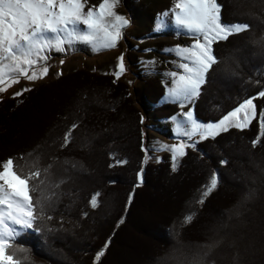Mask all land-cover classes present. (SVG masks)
I'll list each match as a JSON object with an SVG mask.
<instances>
[{
  "label": "trees",
  "instance_id": "1",
  "mask_svg": "<svg viewBox=\"0 0 264 264\" xmlns=\"http://www.w3.org/2000/svg\"><path fill=\"white\" fill-rule=\"evenodd\" d=\"M214 1L222 24L250 29L216 47V59L222 60L208 80L216 75L221 81L219 89L211 88L215 94L229 91L222 100L214 93L204 95V103L192 107L194 120L202 124L218 122L249 98L264 99V53L238 47L249 41L255 27L250 16L259 17L254 18L258 22L255 34L264 31L259 26L264 24V0L246 1L251 5L248 12L252 11L248 17H238L240 7L233 5L234 0ZM231 46L234 53L228 55ZM149 86L153 97L147 99L144 91V100L154 107V119L165 121L177 108L159 104L163 86ZM245 86L250 88L243 93ZM126 95V88L111 78L80 71L0 103V163L9 162L25 184L31 213L30 231L12 240L8 249L18 248L35 264H264L261 139L254 138L250 128L233 130L198 144L195 150L200 157L191 153L176 166L169 155H163L156 167L144 165L136 151L127 165L130 159L124 153L136 149L132 141L137 130L130 122L137 111ZM157 112L162 116L157 117ZM237 155L248 156L253 168L237 171L255 178L244 185L243 192L224 184L221 172L230 163L243 166ZM220 187L239 194L236 202H226V215L216 214L209 205L213 189ZM206 218L212 239L186 251L188 235L195 240ZM152 247H160L163 253L158 258L148 256Z\"/></svg>",
  "mask_w": 264,
  "mask_h": 264
},
{
  "label": "rangeland",
  "instance_id": "2",
  "mask_svg": "<svg viewBox=\"0 0 264 264\" xmlns=\"http://www.w3.org/2000/svg\"><path fill=\"white\" fill-rule=\"evenodd\" d=\"M246 1H233V5L240 7L238 17H248L252 12H248L251 5L245 4ZM255 17L256 14L250 16L255 21L250 33L255 43L250 42L249 36V41L245 39L238 47L239 51L248 47L251 52L262 55L264 31L255 34L258 28ZM259 26L263 28L264 24ZM249 29L222 24L214 0H0V103L19 99L43 85L83 71L99 78H111L114 84L124 86L130 107L137 111L130 122V127L137 130L132 141L136 149L124 153L130 159L127 165L133 161L132 154L136 151L144 165L156 167L163 155H169L176 166L191 153L200 157L195 150L198 144L233 130L244 132L250 128L263 146L264 99L261 97L240 102L216 123H199L192 113L194 105L204 103V95L215 94L211 88H220L221 81L216 75L213 81L208 80L209 73L215 71L222 60L216 59V47ZM232 49L231 46L226 54L233 55ZM157 83L164 87V97L159 104H175L177 108L165 121L155 120L154 107L144 100V91L151 100L149 85ZM249 88L245 86L243 93ZM228 91L223 94L217 91L215 95L222 100ZM241 96L234 97L232 102L236 104ZM156 116L161 117L162 113L157 112ZM254 141L255 147L257 140ZM235 157L243 166L230 163L231 170L221 169V172L224 184L227 182L243 192L244 185L255 178L244 177L237 169L253 168L248 156ZM4 162L0 163V264H35L18 248L8 249L12 240L30 231L31 213L25 184L14 175L11 164ZM212 177L215 187L213 173ZM212 192L209 205L216 214L222 211L226 215L223 211L226 202L234 203L239 196L223 187L218 191L214 188ZM209 223L206 218L201 226L204 229L198 237L194 236L195 240L188 235L186 243L190 245L185 246L186 251L212 239V231L205 228ZM227 224L226 228L231 223ZM215 227L221 229L219 224ZM216 231L225 234L223 230ZM194 241L197 243L192 244ZM153 248L147 252L148 256L163 253L160 247ZM15 254L19 260L13 256Z\"/></svg>",
  "mask_w": 264,
  "mask_h": 264
}]
</instances>
